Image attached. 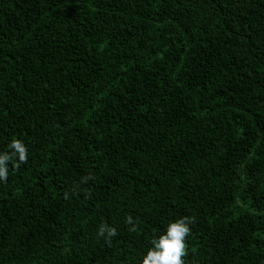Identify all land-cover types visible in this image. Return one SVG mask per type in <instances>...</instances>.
<instances>
[{"label": "trees", "instance_id": "obj_1", "mask_svg": "<svg viewBox=\"0 0 264 264\" xmlns=\"http://www.w3.org/2000/svg\"><path fill=\"white\" fill-rule=\"evenodd\" d=\"M14 139L0 264H140L184 216L185 264H264V0H0Z\"/></svg>", "mask_w": 264, "mask_h": 264}, {"label": "clouds", "instance_id": "obj_2", "mask_svg": "<svg viewBox=\"0 0 264 264\" xmlns=\"http://www.w3.org/2000/svg\"><path fill=\"white\" fill-rule=\"evenodd\" d=\"M29 155L28 148L22 139L12 140L6 151H0V182L8 181L10 164L13 162H15L13 166L26 164ZM193 223L194 220L190 216H184L168 223L163 233L151 240V246L142 256L140 264H185L186 241L192 232ZM127 224L131 225L129 231H137L138 222L133 217L127 218ZM117 234V229L107 224L101 225L97 233L108 243Z\"/></svg>", "mask_w": 264, "mask_h": 264}]
</instances>
